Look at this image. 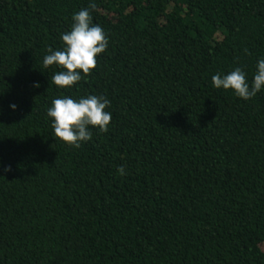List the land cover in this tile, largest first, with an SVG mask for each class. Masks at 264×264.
Here are the masks:
<instances>
[{"label":"trees","instance_id":"trees-1","mask_svg":"<svg viewBox=\"0 0 264 264\" xmlns=\"http://www.w3.org/2000/svg\"><path fill=\"white\" fill-rule=\"evenodd\" d=\"M90 5L108 47L60 88ZM261 57L264 0H0V264H264V90L211 81ZM86 95L112 119L74 148L46 112Z\"/></svg>","mask_w":264,"mask_h":264},{"label":"clouds","instance_id":"clouds-1","mask_svg":"<svg viewBox=\"0 0 264 264\" xmlns=\"http://www.w3.org/2000/svg\"><path fill=\"white\" fill-rule=\"evenodd\" d=\"M90 9L94 10L95 5L81 8L73 14L70 30L60 36L63 48L53 50L49 47L43 57L45 68L55 65L61 69L52 75V83L60 88H71L81 81L82 76L91 74L96 67L98 54L104 53L108 47L105 31L99 24L92 22ZM211 81L216 89L230 90L238 98L250 100L264 90V57L256 61L250 82L247 73L240 67L225 75L217 73L211 77ZM110 103L105 96L86 95L78 99L61 96L51 101L46 116L51 121L56 138L79 148L82 143L92 139V129L108 131L112 113L106 109ZM10 108L14 111L16 105H10ZM117 171L120 175L126 174L124 166H120Z\"/></svg>","mask_w":264,"mask_h":264}]
</instances>
